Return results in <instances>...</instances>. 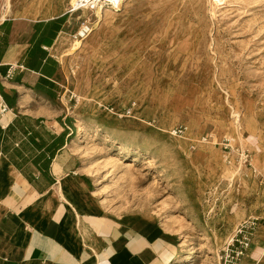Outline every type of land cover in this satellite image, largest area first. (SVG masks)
I'll return each instance as SVG.
<instances>
[{
    "label": "rangeland",
    "instance_id": "374dc122",
    "mask_svg": "<svg viewBox=\"0 0 264 264\" xmlns=\"http://www.w3.org/2000/svg\"><path fill=\"white\" fill-rule=\"evenodd\" d=\"M10 1L27 16L73 2ZM105 2L99 28L59 60L76 151L107 214L174 233L176 264H221L248 218L264 242V0Z\"/></svg>",
    "mask_w": 264,
    "mask_h": 264
},
{
    "label": "crops",
    "instance_id": "0c3cea01",
    "mask_svg": "<svg viewBox=\"0 0 264 264\" xmlns=\"http://www.w3.org/2000/svg\"><path fill=\"white\" fill-rule=\"evenodd\" d=\"M5 7L0 0V93L10 109L0 118V264H176L175 234L146 215L107 214L82 168L58 56L68 11ZM14 65L25 69L10 76ZM241 264H264L258 236Z\"/></svg>",
    "mask_w": 264,
    "mask_h": 264
},
{
    "label": "built area",
    "instance_id": "2783aa9c",
    "mask_svg": "<svg viewBox=\"0 0 264 264\" xmlns=\"http://www.w3.org/2000/svg\"><path fill=\"white\" fill-rule=\"evenodd\" d=\"M106 0H76V4L72 7V10L68 12L70 16L75 15L77 18V27L73 31L71 38L74 43H83L87 40L92 33L94 32V25L96 21L95 12L98 10L101 4H105ZM86 10L89 18L81 17L80 13L83 10ZM23 71L25 68L23 65H14L11 66L9 75L12 76L16 69ZM69 102L75 100L76 96L70 92ZM135 103H133V106ZM9 107L5 103L2 94L0 93V118L5 116L9 112ZM128 114L132 112L131 109L126 110ZM182 133L181 129L174 131V134ZM230 140L226 139L222 141V147L225 150L229 149ZM228 143V144H227ZM242 159L245 164H247L248 156L245 154L242 155ZM257 232V224L255 218H248L247 220L240 223L235 231L233 236L230 238L229 242L226 244L225 248L220 253L221 264H241L243 259L246 257L250 251L255 234Z\"/></svg>",
    "mask_w": 264,
    "mask_h": 264
},
{
    "label": "bare ground",
    "instance_id": "6f19581e",
    "mask_svg": "<svg viewBox=\"0 0 264 264\" xmlns=\"http://www.w3.org/2000/svg\"><path fill=\"white\" fill-rule=\"evenodd\" d=\"M109 1H110V4H109L108 8L106 9V11H109L111 9H118L119 10L121 7H123L125 0H109ZM75 4H76V0H73V2L71 4V9L69 10V12L72 10V7H74ZM101 5L103 6L104 4H101ZM101 5H100V7H101ZM100 7L95 12V14H97L98 12H100L102 10ZM10 11H11V1L10 0H6L5 13L7 14ZM83 12L87 13L85 9L81 13H83ZM85 18H89V15L87 17H85ZM102 21H103V17L100 14H98V18L96 17V21H95V25H94V27H95L94 32L99 28V26H100ZM68 37H69V33L64 31L62 33V35L60 36V38H59V46H61L62 48L58 52V56H59V59L61 60L62 63L69 56L75 55L80 50V48L82 47V43H77L76 45H73V47L64 50V48H63L64 47V42H66ZM181 264H184V261H182Z\"/></svg>",
    "mask_w": 264,
    "mask_h": 264
}]
</instances>
